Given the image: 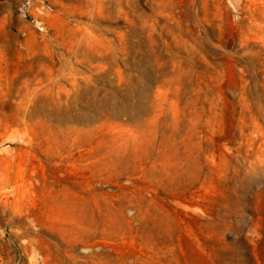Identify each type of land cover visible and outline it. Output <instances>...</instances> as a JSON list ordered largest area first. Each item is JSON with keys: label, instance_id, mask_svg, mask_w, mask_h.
Instances as JSON below:
<instances>
[{"label": "rangeland", "instance_id": "rangeland-1", "mask_svg": "<svg viewBox=\"0 0 264 264\" xmlns=\"http://www.w3.org/2000/svg\"><path fill=\"white\" fill-rule=\"evenodd\" d=\"M0 264H264V0H0Z\"/></svg>", "mask_w": 264, "mask_h": 264}]
</instances>
